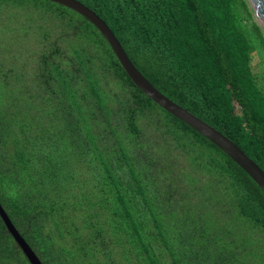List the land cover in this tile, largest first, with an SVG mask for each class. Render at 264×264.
<instances>
[{
    "label": "trees",
    "instance_id": "obj_1",
    "mask_svg": "<svg viewBox=\"0 0 264 264\" xmlns=\"http://www.w3.org/2000/svg\"><path fill=\"white\" fill-rule=\"evenodd\" d=\"M78 1L264 172L249 31L263 48L264 32L248 0ZM12 8L23 43L0 53V205L42 264H264L249 175L145 95L85 17L47 0ZM0 264H29L1 219Z\"/></svg>",
    "mask_w": 264,
    "mask_h": 264
},
{
    "label": "water",
    "instance_id": "obj_2",
    "mask_svg": "<svg viewBox=\"0 0 264 264\" xmlns=\"http://www.w3.org/2000/svg\"><path fill=\"white\" fill-rule=\"evenodd\" d=\"M64 7H67L76 13L85 17L90 21L104 36L108 44L110 45L113 55L116 56L121 67L131 79V81L155 104L162 109L175 116L191 128L196 130L202 136L211 141L222 152L230 157L234 162L243 169L249 177L256 183V185L264 193V172L258 167V165L251 160L241 149L232 141L217 131L215 128L190 113L187 109L175 104L171 99L162 94L157 88H155L133 65L121 44L109 29L107 24L96 15L87 6H84L78 0H47ZM254 16L256 17L262 31L264 32V0H248ZM0 219L3 221L7 231L12 236L16 245L20 248L24 257H26L29 264H42L34 251L29 247L24 238L19 234L17 229L11 223L6 212L0 205Z\"/></svg>",
    "mask_w": 264,
    "mask_h": 264
},
{
    "label": "rangeland",
    "instance_id": "obj_3",
    "mask_svg": "<svg viewBox=\"0 0 264 264\" xmlns=\"http://www.w3.org/2000/svg\"><path fill=\"white\" fill-rule=\"evenodd\" d=\"M15 1L16 0H0V53L3 51L6 52L7 50L17 52L20 50L21 44L23 43V31L21 27L13 26L14 21L11 20L12 7ZM255 21H257L256 18ZM249 32L256 48L253 56V71L259 86L264 92V48L258 42L253 31L250 30ZM2 57L6 56L4 55Z\"/></svg>",
    "mask_w": 264,
    "mask_h": 264
}]
</instances>
